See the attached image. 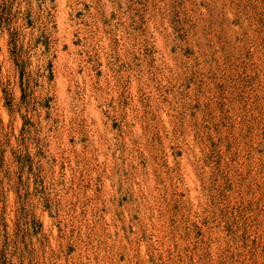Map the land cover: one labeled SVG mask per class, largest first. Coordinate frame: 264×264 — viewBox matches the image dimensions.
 <instances>
[{"label":"rangeland","instance_id":"obj_1","mask_svg":"<svg viewBox=\"0 0 264 264\" xmlns=\"http://www.w3.org/2000/svg\"><path fill=\"white\" fill-rule=\"evenodd\" d=\"M0 264H264V0H0Z\"/></svg>","mask_w":264,"mask_h":264}]
</instances>
